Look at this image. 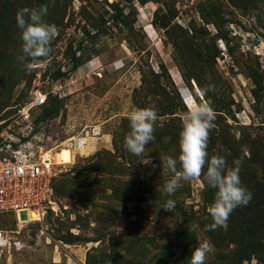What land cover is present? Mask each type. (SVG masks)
<instances>
[{
  "label": "rangeland",
  "instance_id": "1",
  "mask_svg": "<svg viewBox=\"0 0 264 264\" xmlns=\"http://www.w3.org/2000/svg\"><path fill=\"white\" fill-rule=\"evenodd\" d=\"M42 5L58 35L28 71L16 14ZM38 71L46 102L30 120L57 146V210L18 227L0 218L17 243L0 248V264H190L205 240V264H264V0H0V132L15 134ZM207 85L215 91L205 97ZM207 98L209 157L240 160L252 194L215 230L206 226L216 190L202 175L169 196L173 174L160 160L178 159L183 117ZM145 107L159 117L149 165L125 146L130 113Z\"/></svg>",
  "mask_w": 264,
  "mask_h": 264
},
{
  "label": "clouds",
  "instance_id": "2",
  "mask_svg": "<svg viewBox=\"0 0 264 264\" xmlns=\"http://www.w3.org/2000/svg\"><path fill=\"white\" fill-rule=\"evenodd\" d=\"M47 13V5H42L39 8L23 7L16 14L24 53L19 59L24 61L25 57L28 58L25 64L28 71L40 66L50 55L52 42L58 35L57 26L43 19ZM214 91V85H207L201 88L200 93L206 97L208 92ZM215 116L210 98L193 103L183 117L178 159L170 155L160 158L163 167L173 174L164 184V191L169 196L175 194L181 186V181H191L202 175L207 185L216 190L214 201L207 209L212 220V223L206 226L208 230L226 227L231 213L237 207L246 206L252 197L250 190L241 182L240 160L233 161V166H229L223 156L209 157L207 148ZM158 118L156 109L152 107L138 108L128 117L130 132L125 138L126 149L131 154L141 157L139 162L145 165L152 163L151 157L145 156L144 153L146 146L156 139L154 133ZM175 203L173 199H168L162 208L171 211ZM211 247L209 241H199L192 251L190 264H205Z\"/></svg>",
  "mask_w": 264,
  "mask_h": 264
},
{
  "label": "built area",
  "instance_id": "3",
  "mask_svg": "<svg viewBox=\"0 0 264 264\" xmlns=\"http://www.w3.org/2000/svg\"><path fill=\"white\" fill-rule=\"evenodd\" d=\"M43 85L38 71L31 80L27 102L16 111L15 134L8 127L0 132V218L11 217L17 227L39 222L57 210L53 200V182L61 172L54 160L57 146L46 147L30 120L31 112L45 102ZM19 213L25 219H19ZM14 232L0 228V248L17 244L9 239Z\"/></svg>",
  "mask_w": 264,
  "mask_h": 264
},
{
  "label": "trees",
  "instance_id": "4",
  "mask_svg": "<svg viewBox=\"0 0 264 264\" xmlns=\"http://www.w3.org/2000/svg\"><path fill=\"white\" fill-rule=\"evenodd\" d=\"M30 79H31V77H30ZM30 79H29V83H30ZM26 102H27V100H26ZM25 102V103H26ZM46 102V101H45ZM45 102H44V104H45ZM24 103V104H25ZM43 104V105H44ZM43 105H41L40 107H42ZM40 107H38V108H40ZM43 118H44V116H39L36 120H37V122L38 123H40L42 120H43ZM58 179V177L54 180V182H53V190H54V193H55V183H56V180ZM50 213V212H49ZM48 215V214H47Z\"/></svg>",
  "mask_w": 264,
  "mask_h": 264
},
{
  "label": "bare ground",
  "instance_id": "5",
  "mask_svg": "<svg viewBox=\"0 0 264 264\" xmlns=\"http://www.w3.org/2000/svg\"><path fill=\"white\" fill-rule=\"evenodd\" d=\"M54 160H55V162H56V164H57V161H56V159H55V153H54ZM59 165V164H58Z\"/></svg>",
  "mask_w": 264,
  "mask_h": 264
}]
</instances>
